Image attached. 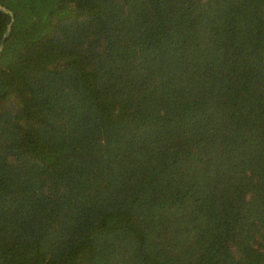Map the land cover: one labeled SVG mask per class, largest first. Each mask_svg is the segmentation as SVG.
Listing matches in <instances>:
<instances>
[{
	"label": "trees",
	"instance_id": "1",
	"mask_svg": "<svg viewBox=\"0 0 264 264\" xmlns=\"http://www.w3.org/2000/svg\"><path fill=\"white\" fill-rule=\"evenodd\" d=\"M0 2V264H264V0Z\"/></svg>",
	"mask_w": 264,
	"mask_h": 264
},
{
	"label": "water",
	"instance_id": "2",
	"mask_svg": "<svg viewBox=\"0 0 264 264\" xmlns=\"http://www.w3.org/2000/svg\"><path fill=\"white\" fill-rule=\"evenodd\" d=\"M0 9L6 11L7 13H9L11 16H13V12L12 10H10L9 8H7L6 6H4L1 2H0ZM11 27V22L8 23L7 29L10 30Z\"/></svg>",
	"mask_w": 264,
	"mask_h": 264
}]
</instances>
